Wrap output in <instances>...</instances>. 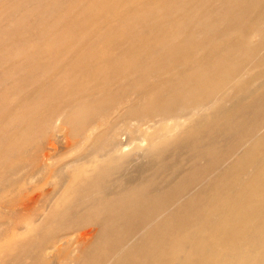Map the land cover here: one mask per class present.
<instances>
[{
    "label": "rangeland",
    "instance_id": "374dc122",
    "mask_svg": "<svg viewBox=\"0 0 264 264\" xmlns=\"http://www.w3.org/2000/svg\"><path fill=\"white\" fill-rule=\"evenodd\" d=\"M243 1L0 0V94L5 95L0 101V264H76L71 262L80 255L76 242L84 232L96 229L80 206L95 197L82 190L88 184L84 178L101 176L104 169H115L117 183L135 180L138 191L157 168L162 169L159 182L172 179L177 184L194 169L212 174L207 168L214 161L218 166L233 155L232 140L237 138L235 144L247 142L252 132L257 137L250 141L260 144L254 146L253 156L241 153L237 158L264 156V131L260 129L264 121V36H250L253 44L263 45L261 49L242 54L232 50L246 41L255 22L264 20V0L246 13L240 9ZM201 5L206 7L202 17L198 16ZM216 13L235 15L241 21L238 24L234 18L231 25H237L238 31L225 41L223 30L229 26L205 21ZM204 27L209 28L208 37L200 34ZM224 64L239 76L235 90L226 91L224 112H219L221 108L205 111L191 121H178L179 127L176 121H158L176 102L181 106L191 103L187 82L198 78L189 74L196 68L210 78L203 74L200 81L208 78L207 83L202 82L214 84L211 88L223 96L225 91L211 73L219 75ZM46 86L49 92L44 91ZM250 98L256 103L249 102ZM122 102L112 114L113 106ZM253 105L262 111L242 117ZM105 112L111 117L98 122ZM112 126L117 128L116 137L110 139ZM113 138L124 151L110 152ZM214 141L218 149L209 152ZM52 143H56L55 149ZM153 143L157 155L148 157ZM206 152L207 158L203 156ZM176 153H181L178 158ZM44 154L50 159L43 158ZM145 165L148 171L139 178L138 169ZM244 168L243 174L236 164L225 170L226 190L249 191L250 184L238 178L252 181L258 177L247 172L249 166ZM102 187L97 184L96 191ZM137 200L141 199L137 196ZM231 201L233 206L243 207L248 199L239 196ZM200 202H192L197 210L193 226L201 219L203 228L212 229L209 218L215 213V199L210 197L205 203L206 211L201 210ZM245 214L243 210L239 217ZM190 215L189 210L183 217L191 223ZM69 220L74 224L67 225ZM63 236L72 238L62 243ZM39 243L44 246V258H30ZM55 243L60 250L53 249ZM195 252L203 253L199 247ZM109 253L101 250L93 263L102 264ZM174 259L173 264H184L182 259Z\"/></svg>",
    "mask_w": 264,
    "mask_h": 264
},
{
    "label": "bare ground",
    "instance_id": "6f19581e",
    "mask_svg": "<svg viewBox=\"0 0 264 264\" xmlns=\"http://www.w3.org/2000/svg\"><path fill=\"white\" fill-rule=\"evenodd\" d=\"M261 1L262 0H245L241 3L240 9L241 11L245 13L249 12V9L257 8L258 4H260ZM203 7L204 5H201L200 9H198V16L202 17V15H204V11L206 7L204 8ZM168 14L167 16L168 18H170L171 15L170 14L168 15ZM233 16L234 17H231V16L226 17L223 14L216 13L214 16L212 14L213 19L211 17H208L207 19H205V21L206 23L213 22V24L215 25L221 24V25L229 26L223 30L222 40L225 41L227 38L229 37L231 38V36H233L238 31L237 25H234V26L231 25L234 18H236L238 24L241 23L240 18H238L235 15ZM206 27H204L203 31L200 33L204 37H208V34L210 32L208 30L209 28L207 29ZM251 28L253 29L252 30L248 29L250 31L246 33V37H245L246 41L242 43L241 45L234 47L232 49L233 51H236V53L242 54V53H247V52H254L257 49H261L263 45L253 44L251 42L252 38L250 36L256 35V34H259V35L262 34L261 37L264 36V20L262 21L258 20L251 26ZM263 41H264V37H263ZM209 46L210 45H208V47ZM121 57H123V55ZM118 64H121V62L117 63V65ZM262 64H264V62H262ZM223 67H225V69ZM227 67H228L227 64L222 65L220 68H223V70H221V72H218L219 75L217 74L212 75L211 73V76L213 77L215 76V78L213 77L211 78H213L216 83L217 81H219L217 84L220 85L223 91H225L223 93V96L222 94L218 95L216 89L211 88L214 84L207 85L204 83L208 81L209 77L206 76L207 74L203 73L204 76L208 77L207 79H205L206 81L204 80H202L204 82L200 81L199 77L203 74L201 73L200 70H196L197 69L196 68L194 69L196 71L191 70L189 74L198 76V78L195 81L189 78L190 81L187 82V86H188L187 96L191 99V103L188 106H181L180 104L176 102L177 105L173 107H168L167 112L158 121L161 123H167L169 121H176V123H178L176 127H179L180 125L178 121H180L181 123L182 121H191L196 116L204 113L205 111H214L216 108L217 109L221 108L219 112H224L226 109H223V106L228 98V94L226 91H228L229 89H233V88L235 90V88L237 87L239 83V79L237 78L239 76H235V72L234 71L231 72L232 69L227 68ZM262 68H264V66H262ZM135 72L137 73V71ZM178 75L176 74L175 76H178ZM185 75L187 74L185 73ZM175 81H178V79ZM119 82L121 81H118V83ZM152 83L154 85V82ZM158 84L156 85L158 86ZM106 88H109V86ZM44 89H45L44 90L45 92H49L48 90L50 89V87L46 86ZM139 94H142V93H139ZM4 99H5V95L0 94V101H3ZM123 102L113 106L112 114L117 113L119 111V109L123 105ZM249 102H251L252 104L256 103L254 98L252 99L250 98ZM261 111H262V108L261 107L258 108V106L256 105L254 106V108L253 107L250 108L249 111H247L245 114L243 115L240 114V115L242 117L249 118V117H252V115H254L253 114L254 112L260 113ZM108 114L109 112H105L104 116L102 115L98 122H101L104 119H109L111 116L108 117L107 116ZM235 121L236 120H234V122ZM251 121H250V124L253 123V121L252 122ZM98 124L99 123L95 124L97 128L99 126ZM263 127H264V121H263V125L260 127V129L262 128V130L264 131ZM115 128H116L115 126H112L111 129L109 130L110 139H112L111 137H114V138L116 137L114 134L116 133ZM235 129L236 128H232V133H235ZM256 134L257 133L252 132V137H249V138L251 139V138L257 137L255 136ZM87 137L85 136L86 139L89 138ZM114 138H113V141H111L112 143H114V146L112 147L110 152L116 153V152L124 151V148L120 147V144H115L116 142ZM250 139L247 142L242 141L240 144L238 143L235 144L237 141V138L233 139L234 141L232 140V143H231L234 149L233 155L227 161H224L223 164H220L218 166L215 165L214 163L215 161H214L213 162L214 167L209 166L210 168H207V169L213 170L212 174L210 173V175H208V174H205V172H202V170L198 171L194 169L188 174H184L180 182H178L177 184H175L173 180L170 178H168L170 179L168 181L159 182L158 175H159V172L162 170L161 168L156 169L155 175L153 177L151 176L152 178L150 177L148 179H145L144 183H142L143 188L140 191H138V189L140 188L136 186L135 180H130V181L125 180L123 181L122 184L115 182L114 180L115 169H108V170L104 169L101 176H98L96 178L85 177L84 180L88 181L89 185L87 184L86 187H84L82 190L87 191L88 194L95 193L94 194L95 197L89 198L87 199V201H82L80 206L83 207L82 210L84 212L89 213V217L87 219L88 222L89 221L91 222V224L89 225L96 227V229L94 228L95 230L90 229L84 232L82 236L78 239L76 244L79 245L78 252L80 253V255L78 254L79 255L78 257L72 256L73 259L71 262H75L76 264H94L93 262L96 258L95 257L96 254L100 252L101 250L106 249L110 253L108 257L103 261L102 264H158V263L173 264L175 260L174 258L182 259L184 261V264H264V219H263L264 217V156L261 155V157L246 158L248 156L247 155L244 158L243 157L237 158L241 153H246V154L251 153L252 154V150L254 149V146L260 144L261 142V141H256V142L250 141ZM217 143L218 142H215V141L210 142V144L212 145L209 146L211 148L208 151L209 152L210 150L216 151L218 149ZM55 144L56 143L51 144V147L53 149H55L54 148ZM191 145L192 144H190V146ZM149 148L150 149L146 153L148 157L149 156L154 157L155 155H157V149H156L155 143L150 145ZM209 152H206V154L203 156H206L207 158ZM180 154L176 153L175 158ZM47 157H49L48 154H44L43 158H47ZM197 158L198 156L195 155L194 157L195 162L198 160ZM162 159L163 158H161L160 160L163 161ZM235 159L237 160L235 161ZM235 164L237 165V167H239L242 170L240 171L242 172V174L246 173V169L245 168L243 169V167H246V165L249 166V169L247 172L256 173L258 178L254 180L251 179L252 181H250L249 179L248 180L245 179V177H242L241 179L238 178L239 182L250 184L251 188L249 189V191L245 190V192H241V191L236 192L237 188H234L232 190L230 189L226 190L225 188L226 178H225V175H223V173L225 172L226 169L233 168ZM147 171H148V167L146 165L143 167H140V169H138L139 178L141 176H144L147 173ZM160 173L162 174V172ZM242 174H240V176ZM212 176L217 177V178L212 179L213 178ZM97 184L103 185L100 191H96ZM126 184H129V185H126ZM112 185H113V190L112 192H109V189H111ZM223 187L225 189H223ZM137 196L138 198L141 199L140 201L138 200L136 201ZM239 196H243L245 197V199H248V202L243 207H235L237 205L235 206L232 205L231 199L239 197ZM210 197L215 199V204L213 205V209H212V210H215V213L214 214L212 213L213 216H210L209 218L211 219L210 221L213 220L212 222L214 223V227L212 229L203 228V222L201 219L198 221L199 223L196 226L195 225L193 226L194 221H196L195 215L197 213V210L195 212V208L192 206V202L201 201L203 203L201 204V206H204V207L201 208L200 206L199 209L201 208V210L206 211L207 208H206L205 203L209 201ZM212 204L213 203H211V205ZM189 210L191 214L189 217L191 223L187 221L185 217H183L185 215V212ZM209 210L210 208L208 209V211ZM243 210H244V213H247L244 215L246 216V218L244 216L239 217V215L243 212ZM52 215L53 214L51 213V216ZM46 223L48 222L46 221ZM73 224H74L73 221L69 220V223L67 225H73ZM71 238L72 236H70V238L69 236H65V237L63 236V238L60 239L59 241L63 243L66 240V242L69 243ZM91 239H92L91 243L88 244V242H90ZM60 242H58L57 244L59 245ZM198 247L201 248V250L203 251L201 255H197L195 252V249ZM43 249H44V246L42 245V243H39V246L36 247L33 253L29 254L30 258H34L36 260L39 258H42V256L45 254ZM53 249L60 250V248H57L56 243L53 246ZM50 250L52 251V249ZM42 252H44L43 255H42ZM170 254L172 255L169 256ZM173 255H176V257H174Z\"/></svg>",
    "mask_w": 264,
    "mask_h": 264
}]
</instances>
